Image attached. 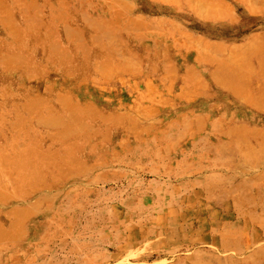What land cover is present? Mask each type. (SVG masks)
Here are the masks:
<instances>
[{
	"label": "rangeland",
	"instance_id": "obj_1",
	"mask_svg": "<svg viewBox=\"0 0 264 264\" xmlns=\"http://www.w3.org/2000/svg\"><path fill=\"white\" fill-rule=\"evenodd\" d=\"M3 1L8 2L7 0L1 2ZM50 1L55 3L54 9L62 10L56 5L59 0L57 3L55 0ZM225 1L229 2V0ZM120 2L127 6L140 4L138 0H120ZM145 4L144 11L142 8L141 13L135 11L136 13L133 15L139 13L144 20L155 21L159 28H170L160 19V16L152 15L153 8L147 3ZM185 4L188 2L186 1ZM167 5L174 7L171 4ZM5 6L8 4L6 3ZM62 7L64 8L63 14L67 13L72 17L66 18L65 24L70 33L72 32L73 42L66 45L62 40L64 33V25L60 23L62 17L60 19V15H57L54 18L56 10L52 11L51 17L48 19L51 23L46 22L43 28L37 31V34L48 36L51 31L44 28L47 25L49 27L52 25L55 37L60 40L59 47L64 48L69 57H65V54L62 57H53V60L48 63H46L43 52V50H47V46L31 51L30 47L24 44L20 49L16 46L15 37L11 35L13 28L0 22V61L3 63L0 65V141L2 140L0 147H3L0 150V170L6 163L10 168L17 167L20 170L22 168V171L25 170L23 165L26 162L30 164L41 160L50 165L44 155L35 156L33 154V148L38 145L41 149L50 145V150L54 153V160L62 167L64 166L61 162L62 158L71 155L76 146H81L82 153L74 152L72 160L79 158L87 165L95 163L93 169L85 173H79L74 170L75 168L68 172L62 167L54 170V175L56 177L60 175L65 181H55L46 171L39 173L32 170L36 172L31 179L33 183L37 181L52 188L49 190L53 193V196L52 193L50 194L52 207H49L50 210L45 212L46 205L40 202L38 205L40 207H37L38 213L28 218L22 216L21 219H26V222L10 231L11 233L16 232L15 235L21 234L22 237L14 236L4 243L16 244L15 249L26 250L27 242H29L28 244L31 245L29 250L33 251L37 247V250L52 251L49 252L46 259H39L40 261L36 264H177L176 258L187 257L189 254L183 250L167 253L168 237L173 240L178 239V243L188 240V238H200L203 234L214 233L216 237L220 235L226 237V233H228L226 222L222 219L216 218L212 221L200 215L197 218V225L191 226L190 223L194 219L187 217L186 214L188 210H200L201 205L197 204L199 202L195 200L188 203L178 200L184 197L190 189L178 187L180 181L185 179L189 168L186 164H190V167L196 166L199 159L197 155L200 154L198 152L199 145H196V142L191 141L184 145L182 135L190 131V126L183 124V120L191 121L195 117L199 121H204L207 116L209 122L212 123L225 117L226 114L230 116L234 113L236 116L242 111L250 117V112L241 107L236 108L225 103L219 104L218 100L211 99L201 100L198 102L199 104L196 102L197 100L185 101L186 103L173 106L175 109L170 112L160 113L172 105L179 90L167 86V83L170 82L169 78L163 79L160 85V58L145 60L141 49L134 51L138 55L137 60L128 59L126 69L128 74L123 76L117 74L110 77L112 83L118 88V95L108 90L98 89V85L97 87L94 85L100 82L102 77L93 73L91 68L99 61L103 65L107 63L103 61L102 57H95L98 47L90 44L89 41L78 40L76 33L78 28L88 32V29L81 26L78 12L76 10L68 11L64 1ZM42 12L43 17H47L45 8L42 9ZM87 13L91 17L94 16L91 11ZM35 14L34 11V16ZM4 15L13 19L16 24L21 21L19 13L12 8L7 10ZM222 29L224 30L222 31ZM228 31V28H220L218 25L206 28L204 33L192 30L194 36L211 41H229ZM222 32L227 33H223V35ZM128 43L132 45V43ZM83 45L88 47L89 55L86 59L82 58L78 52ZM107 45L111 49H121L119 53L124 51L122 45H111L110 43ZM109 53L111 51L106 49L103 55ZM19 58L26 59V64L17 62ZM27 62L36 63L40 67L41 74L37 80L28 78L32 70L27 66ZM114 63L124 64L121 60ZM5 65L11 68L9 74L2 70V66ZM150 66L155 70H150ZM131 67L140 70L143 75L135 79L132 74L136 71H131ZM67 71H73L70 83L82 87L70 88L71 84L62 85L67 78L65 76ZM84 71L86 75L83 73ZM121 81L123 83L120 84ZM45 84L51 85L48 91L42 89ZM207 91L218 96V92L214 90ZM209 104L217 105V110L204 111L199 107V105ZM116 115L142 122L148 121V119L160 121L161 117L163 124H160V141L154 142L152 148L160 147V155L158 150L152 151L153 155L149 157H135L132 158V162L129 160L128 164H125L121 162L125 161L123 152L116 147L114 156L120 157H106L97 159V161L88 157L91 147L97 155L100 156L102 153L94 146L93 136L92 134L89 136V134L102 127V118L106 119ZM255 116L258 120L260 115ZM177 121L181 124L176 125ZM175 125L176 128L168 129L169 126ZM108 133L110 134V131ZM35 138L41 139L35 141ZM124 142L129 144L130 141L125 139ZM11 143L15 144L11 145ZM132 145L133 143H131ZM244 145L252 148L247 155L252 154L253 156L256 148ZM68 146H72V148L67 150ZM146 148L149 149V147ZM164 149H166L165 152ZM168 153L171 154L173 161L170 165L166 158ZM192 154L195 157L186 159ZM218 154L219 157L207 155L206 161L221 167L228 159L226 158L227 161L222 160L225 157L221 156V152ZM17 156L26 160H18ZM248 158L250 161L254 159L253 157ZM110 161H113L116 167L111 170L102 167ZM100 162H104V164L100 165ZM160 164H162L161 168ZM0 176L3 179L11 177L7 173L0 174ZM10 188L9 186L2 191L3 196L13 197L14 193L18 192ZM43 192L45 190H37L35 194L39 195ZM6 201L8 202L7 206L1 207L12 210L14 205L11 202L13 200L7 199ZM43 213H46V216H43ZM178 213L185 216H179ZM2 215L3 212H0V223ZM29 228L38 229L36 237L28 236L26 230ZM210 228H213V232L209 230ZM205 241L203 245L198 246V249L214 250L212 245L207 240ZM161 249L165 251H161ZM223 254L233 255V253L225 252L220 256ZM191 264H209V262L205 258H201L193 260Z\"/></svg>",
	"mask_w": 264,
	"mask_h": 264
},
{
	"label": "bare ground",
	"instance_id": "obj_2",
	"mask_svg": "<svg viewBox=\"0 0 264 264\" xmlns=\"http://www.w3.org/2000/svg\"><path fill=\"white\" fill-rule=\"evenodd\" d=\"M1 1L0 22L13 28L11 29V35L15 37L16 46L22 49L23 45L26 44L31 51L47 46L49 52L43 50L46 63L52 59H50L52 54L62 57L65 53L55 47L51 33L48 36H40L37 31L42 29L46 22L48 24L51 23L48 19L54 10H56L54 11L56 12L54 18L57 15H60V19L61 17L63 19L72 18L67 13L61 16L60 12H64L63 1L68 11L76 10L78 12L81 26L88 29L87 32L78 28L76 31L78 40L83 39L94 45H98V42L101 41L97 37L101 36L102 38L104 35L109 38L119 36L120 39L116 41L127 40L129 42L130 39H135L133 41L139 44L141 42L140 36H143L140 32L150 28V24H156L154 21L145 20L147 23L145 25L148 26H141L143 19L139 13L142 12L144 5L127 6L122 4L120 0H59L58 3L55 0L57 7L62 10L54 9L55 3L50 0ZM152 1L156 2L155 0ZM186 1L189 5L185 4ZM6 3L8 6H5ZM158 3H166L178 7V9L175 8L177 12H173V8L169 6L160 7V13L167 16L160 19L170 26V28L160 27V29L165 30V32L160 30V38L163 41L166 39L167 42V45L160 47V51H163L164 55V65L160 67V70H163L164 75H166L163 79L169 78L167 75L171 74L172 78H169L170 82L167 83V86L178 82L182 90L186 88L190 90V92L185 94L180 93L177 99L183 103L195 100L198 103L201 100L216 99L219 104L225 103L236 108L241 107L250 112V117L242 111L238 116H235L234 113L230 116L226 114L225 117L212 123L209 122L207 116L204 121H199L195 117L191 121L183 120V124L190 126V131L182 135V141L184 145L191 141L196 142V145H199L198 152L200 154L197 155L199 159L196 166L190 167V164H186L189 168L184 177L185 179L180 181L178 187L190 189H188L184 197L178 200L184 203L195 200L199 202L197 204L201 205L200 210H188L186 214L187 217L194 219L190 223L191 226L197 225V218L200 215L212 221L218 218L226 222V231L228 233H226V237L222 235L216 237L214 233L211 235L203 234L200 238H188V240H183L179 243L178 239L173 240L168 237L169 242L166 252L175 253L183 250L189 254L187 257L176 258L177 264H191L193 260L201 258H205L209 264H264V0H229V2L225 0H159ZM183 7L190 10L196 18L207 20L214 25L231 26V28H237V30L228 34L230 36L228 37V43H219V41L208 42L200 37L195 38L190 32L186 34L182 27L183 25L178 22H182L181 19L186 16L184 13H179L184 10ZM8 8H12L19 13L20 23L17 22L16 24L13 19L4 15L7 10H10ZM44 8L47 11V17H43L42 9ZM84 10L87 12L91 11L94 16L91 17ZM135 11L139 13L133 15L136 13ZM237 15L238 17H244V20H238ZM95 16H106L108 21L106 22L103 19L97 21L94 18ZM103 24H108L109 28L106 29ZM51 27L52 25L50 27L47 25L44 29L49 28L52 30ZM63 29V41L72 42V32L70 33L68 26L64 25ZM153 33L150 34L152 35ZM120 50L114 49L115 57L118 60H125L126 52L124 50L119 53ZM99 52L100 54L103 53L100 50ZM168 56H170L171 60ZM25 61L26 59L19 58L17 62L26 64ZM1 64L3 63L0 61ZM113 65L112 69L117 70L119 65L115 63ZM27 66L32 70L28 78L37 80L41 74L40 67L36 63L32 64V62H27ZM2 67L3 72L9 74L11 68L7 65ZM100 67L102 70L103 67ZM149 69L155 70L152 67ZM96 70L99 74L103 72L98 68ZM133 71H136L132 74L135 79L143 75L140 70L135 69ZM72 74L73 72L67 71L65 74L67 78L62 85L71 84L70 77ZM126 74H128V70L124 69L123 75ZM110 76H112L111 73ZM100 85H104L106 89L114 93L118 92V88L112 83L111 79H109L107 84L100 82ZM50 87L51 85L45 84L42 89L48 91ZM79 87L82 86L74 85L73 83L70 86V88ZM210 89L218 92V96L210 94L207 91ZM199 107L204 111L207 109L215 111L217 105H199ZM164 111H160V113ZM257 114L260 115L258 120L255 116ZM119 117L121 116H118V118L109 116L107 119L111 118L113 121H118ZM162 120L160 117V124H163ZM175 124L179 125L181 123L177 121ZM176 125L169 126L168 129L176 128ZM39 139L41 138H35V141H40ZM14 144L11 143V145ZM244 144L256 148L253 156L252 154L247 155L252 148H248ZM141 146V143L134 142L132 146L129 145L126 149L133 148L130 152L131 154H141L146 151L139 150L138 148ZM71 148L72 146H68L67 150ZM1 149L3 147H0ZM33 149L35 156L44 155L49 160L50 165L43 163L41 160L30 164L26 162L23 165L25 170L22 171V168L21 170L17 167L10 168L6 163L3 166L4 168L0 170V174L7 173L11 175L7 179H3L0 176V212H3L0 223V245L3 243L0 247V264H36L41 259H46L49 256V252H52L48 251V249L37 250V247L33 251L29 250L31 247L28 244L29 242H27L26 250L15 249L14 246L16 244L4 243L14 237L10 231L26 222V219L20 218L18 220L19 217L17 215H21V213L25 215L29 213L28 210L37 208V205L28 207L24 204L15 205L18 210L20 209V214L13 213L11 209H4L1 206H7V199L17 202L23 201L25 197L35 194L37 190H43L45 187L49 188L48 185L40 184L37 181L33 183L31 179L36 172L32 170L39 173L46 171L51 174L55 181H65L60 175H57V177L54 175V170L62 166L54 160V153L51 152L50 145L45 149H41L39 145ZM165 151L166 149H164ZM74 152L82 153L81 146H76L71 155L62 158L63 161L61 162L64 165L62 168L67 172L72 171L74 168L79 173L90 172L94 163L87 165L79 158L72 160ZM219 152H221L222 157H225L222 160L227 161L228 159L221 167L206 161L207 155L219 157ZM169 153L166 155L168 165L173 163L172 156ZM193 157L195 156L192 154L187 156L186 159ZM248 157H253L254 159L250 161ZM16 158L22 161L26 160L18 156ZM129 160L131 159L125 158V161L121 162L128 164ZM100 165H103V162H100ZM114 167H116L114 163H109L105 168L111 170ZM161 167L162 164H160ZM9 186L11 187L10 189L18 191L14 193V195L17 194L15 195L16 197L3 196L2 191ZM178 215L185 216L181 213H178ZM43 216H46V213H43ZM31 229L35 230L34 228L27 230ZM209 230L213 232V228ZM21 237L22 235L20 234ZM205 240L212 245L214 250L204 251L198 249L199 245H203L206 242ZM163 250L161 249V251ZM225 252L233 253V255L227 256L223 254L220 256V254Z\"/></svg>",
	"mask_w": 264,
	"mask_h": 264
},
{
	"label": "crops",
	"instance_id": "obj_3",
	"mask_svg": "<svg viewBox=\"0 0 264 264\" xmlns=\"http://www.w3.org/2000/svg\"><path fill=\"white\" fill-rule=\"evenodd\" d=\"M138 2L140 4H142V5H146L145 3L150 5V7L153 8V10H154L152 15H158V16H160V18L167 17L166 15L160 13V7L162 8V7H166V6H170V5H167L166 3L154 2L152 0H138ZM136 6H138V5H136ZM172 8H170V9H172L173 12H177L175 8L178 9V7H176L174 5V7H172ZM183 9L184 10L180 11L179 13L180 14L184 13V14H186V16H184L183 19L180 18L182 20V22H180L178 20L177 21L183 25V26L182 25L181 26L185 30L184 32L186 34H189V32H190L193 35L192 30H197V31L199 30V31L204 33L206 28H213L214 26H216V25L210 23L207 20H203L201 18H196L193 15V13H191L190 10H187L186 7H183ZM60 14H61V16H63L62 15L63 13L60 12ZM94 18L97 21L100 20V19H103L106 22L108 21V19L106 17H102V16H95ZM189 18H190V20H189ZM237 18H238V20L239 19L240 20H244V17H238V15H237ZM60 21H61L60 23H62L63 25H66L65 24L66 23V19H63V17H62V20H60ZM189 21H192V22H189ZM241 22H243V21H241ZM241 22H239V23H241ZM145 23H146V21L143 19L141 26H143V27L148 26V25H145ZM156 25H157V23L156 24H150V28H147V29L142 30L140 32V33L143 34V36H140L141 42L139 44H137L135 41H133L135 39H133V40L130 39L129 42L132 43V45H130L127 40L116 41V40L120 39L119 36H117L115 38H109L106 35H104L105 37L103 36L102 38H101V36L97 37V39H100L101 41L98 42L99 43L98 45H95L96 47H98V52L95 54V57L99 58V56H100V57L103 58V61L107 63L106 65H103L102 62L99 61L98 63L93 65V67L91 68L93 73H97L98 75H100L102 77V80L100 82H103V83H106V84L109 83V79L111 77L110 73L112 75H117L118 74V75H122L123 76L124 69L126 70V67H128L127 66L128 59H131L132 61H133V59L134 60L138 59V55L136 53H134V51L136 49L143 50L142 56L145 58V60L146 59L150 60L151 58H156V57L160 58V64H161L160 67H163V65H164V60H163L164 59V55H163V51H160V47L163 46V45H167V42H166V39H164V41H163L162 38H160V30H162L163 32H165V30L160 29ZM218 26L220 28H228V30H229L228 33L227 32H222L221 33V34L227 33V36H228V34L230 32L232 33V32H235L237 30V28H231V26L227 27V26L219 25V24H218ZM103 27H106V29H108L109 25L108 24H103ZM51 29L52 30H50V31H51V35H52V42L54 43L55 47L57 49H59V50H62L66 54V57L68 58L69 56H68L67 51L64 48H60L59 47V41L60 40H57V38L55 37V33H54L55 30L53 29V27H51ZM223 30L224 29H222V31ZM154 31H155V33H153ZM67 33H68V30H67ZM150 33H153L154 35L153 34L151 35ZM94 34H95V32H94ZM68 35H69V33H68ZM215 36L218 37V35H215ZM194 37L197 38L199 36H194ZM202 39L205 40V41H208V42L211 41L210 39L209 40L205 39V38H202ZM71 40L73 42V39H71ZM79 41H83V39L82 40L79 39ZM214 41H216V42L219 41V43L220 42L221 43H228V41H221V40H214ZM65 43H66V45H69L71 42H65ZM108 43H110L111 45H118V46L122 45L121 47H123L125 52H126L125 53L126 54V59L125 60H121L120 59L121 62L124 63L122 65H119L120 69H119V67H118L117 70H113L112 69V67L114 66L113 63L115 61H117L118 59L115 57L116 54H115L114 49L113 48L112 49L109 48V46L107 45ZM92 45H94V44H92ZM106 49H109V51H111V53H109L108 55H103L104 51ZM99 50L102 51L103 53L100 54ZM45 51L48 52V49L47 50L45 49ZM78 52H80L82 58H85V59L89 55L88 47L86 45H83L81 50H79ZM53 57L55 58V57H59V56H57L55 54H52V59L51 60H53ZM168 57L171 60L170 56H168ZM168 62H170V61L168 60ZM100 66L103 67L102 70H101ZM151 67L152 66H150L149 68H151ZM96 68H98L100 71H103V72L99 74V72L96 70ZM135 69L136 68H134V67L130 68L131 71L135 70ZM71 72H73V71H71ZM160 72H161V76H160V85H161L162 82H163L162 79L166 75H164V71L163 70H160ZM83 73L86 75L85 71ZM167 76L169 78H172L171 74H169ZM100 82L97 83L98 89H100V90H108V91L112 92L111 90L106 89L104 85H100ZM97 85L95 83L94 86L97 87ZM168 87H172L174 89L178 88V90H179L178 92L179 93H178L177 97L180 95V93H184L185 94V93L190 92V90L188 88H186L185 90H182L178 82L177 83L175 82L173 85H168ZM112 93L118 95L119 91L116 92V93H114V92H112ZM177 97H176V100L174 99L175 101L173 100L172 105H169V107H167L168 109L165 110V111H169L170 112V111H172V109H175V108H173V106H175L176 104H183V102L178 100ZM207 110H209V109H207ZM211 110H213V109H211ZM215 110H217V108ZM240 114H237L236 116H238ZM111 117L118 118L117 115L116 116H111ZM102 119H103L101 121L103 123L102 127L100 129L93 130L89 134V136L91 134L93 136V142H95L94 146H96L98 149H100L102 151V153H100V156H101L100 157L99 155H97L95 153V151L93 150L92 147L89 149L88 157H91V158L95 159L94 161H97V159L100 160V159H103V158H106V157H109V158L120 157V156H114V153H115L114 149L116 147L121 149V151L123 152V158L124 159L125 158H130L131 159L130 162H132V158H135V157H139V156L149 157V156L153 155L152 151L158 150V154H159L160 147L156 148V149H152L153 146H154L153 143L160 141V121L159 120L148 119V121H144V122L141 121L140 122L139 120H133L132 118L128 119L125 116L119 117V121H113V120H111V118L110 119L102 118ZM125 120L127 121L126 123H125ZM134 127H136V129H134ZM109 131H110V134L108 133ZM125 139H128L130 141L129 144H126L124 142ZM83 140H87V139H83ZM134 142L141 143L142 146L139 147L138 149L139 150H146V151L142 152L141 154H139V153L131 154L130 152H131V150H133V148L132 147H131L132 149H126V148L129 145H131V143H134ZM143 143H144L145 147H144ZM146 147H149V149L146 148ZM76 154H77V152H76ZM84 157H86V156H84ZM109 163H113V161L107 162L105 164L103 162L104 165L102 167H107L109 165ZM51 189L52 188L45 187L43 189V190H45V192L40 193L39 195L35 194V195L27 196V198L25 197L23 201H18L17 202L15 200H13L11 202V204L14 205V207L12 209L13 213L20 214V212H21L20 209L18 210L15 207V205L20 206L21 204H24L27 207L28 206L37 205V207H40V206H38L40 202L43 205H46L45 206V212H46L49 207H52V203H51L52 197H50L51 196L50 194L52 192H49V190H51ZM15 195H17V194H15ZM15 195H14V197H16ZM52 196H53V193H52ZM37 210H38L37 208H35L34 210L30 209V210H28L29 213H26L25 215H23V213H21V215H17L19 217L18 220H20L21 216H23V217L28 216L29 217V216H32L33 214L38 213ZM28 217H26V218H28ZM7 231H9V229H7ZM26 232H28V236L32 238V237H36L37 236L36 234L39 231H36V229L35 230L31 229V230H26ZM13 234H14V236L20 237V234L15 235L16 232H14Z\"/></svg>",
	"mask_w": 264,
	"mask_h": 264
}]
</instances>
